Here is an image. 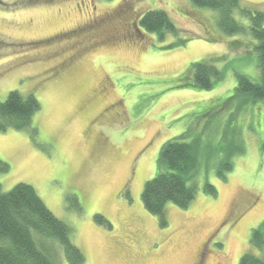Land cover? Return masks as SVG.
<instances>
[{"label": "rangeland", "instance_id": "374dc122", "mask_svg": "<svg viewBox=\"0 0 264 264\" xmlns=\"http://www.w3.org/2000/svg\"><path fill=\"white\" fill-rule=\"evenodd\" d=\"M153 9L178 32L139 27L140 36L105 41ZM217 19L191 0H0V102L18 91L41 104L37 132H0L10 166L2 189L33 186L85 264H235L253 250L264 226V101L237 88L240 76L260 77L256 41L249 30L223 33ZM205 60L222 72L209 89L193 76ZM179 136L199 153L197 194L185 209L169 203L162 224L142 193L163 145ZM58 261L69 264L62 251Z\"/></svg>", "mask_w": 264, "mask_h": 264}, {"label": "trees", "instance_id": "16d2710c", "mask_svg": "<svg viewBox=\"0 0 264 264\" xmlns=\"http://www.w3.org/2000/svg\"><path fill=\"white\" fill-rule=\"evenodd\" d=\"M191 2L196 7L216 10L217 26L223 33L251 32L256 41L260 77L255 80L240 76L237 90L254 101H264V7L254 10L243 5L242 0ZM236 11L249 18L248 28L236 18ZM138 27L160 36L178 32L169 14L161 9L147 11L140 17ZM192 68L198 87L209 89L222 78L219 68L209 61L195 62ZM40 109L41 104L33 93L24 96L18 91L10 92L7 99L0 102V132L10 128L37 132L33 118ZM198 154L196 146L185 141L184 136L174 137L163 145L158 159L159 173L146 182L142 193L146 209L158 216L162 224L166 223L169 203L185 209L195 199V179L201 167ZM9 170L8 163L0 159V174ZM206 186L210 194H217L214 186ZM250 244L255 252L245 253L240 264H264V226L253 230ZM61 251L69 264L87 262L70 227L46 206L33 186L20 183L5 192L0 182V264H59Z\"/></svg>", "mask_w": 264, "mask_h": 264}, {"label": "flooded vegetation", "instance_id": "af4514ba", "mask_svg": "<svg viewBox=\"0 0 264 264\" xmlns=\"http://www.w3.org/2000/svg\"><path fill=\"white\" fill-rule=\"evenodd\" d=\"M118 13H116L115 10L113 9L110 12H108L107 14L109 15V18H110V16L118 14ZM111 19H113V17H111ZM123 21H122L123 26H122L121 31H118L114 35H111L105 41H109L111 43H119V42H125V41L129 40V37L133 36V33H135V32H137L139 36L142 35L140 32V29L138 27L137 21H135V20L129 21V18L126 21L123 19ZM240 259H241V257L237 259L235 264H240ZM216 264H223V262L216 260ZM224 264H225V262H224Z\"/></svg>", "mask_w": 264, "mask_h": 264}]
</instances>
